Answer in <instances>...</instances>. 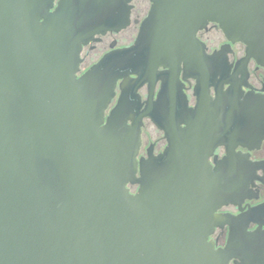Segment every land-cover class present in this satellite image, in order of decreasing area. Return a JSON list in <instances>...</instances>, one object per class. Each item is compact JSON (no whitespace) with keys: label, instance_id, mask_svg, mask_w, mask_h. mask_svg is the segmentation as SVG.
Returning a JSON list of instances; mask_svg holds the SVG:
<instances>
[{"label":"water","instance_id":"obj_1","mask_svg":"<svg viewBox=\"0 0 264 264\" xmlns=\"http://www.w3.org/2000/svg\"><path fill=\"white\" fill-rule=\"evenodd\" d=\"M151 2L135 42L78 76L83 46L129 24L126 0H0V264H251L252 236L216 214L237 204L247 160L227 143L224 166L212 170L203 152L211 66L197 32L217 23L264 67V0ZM182 62L198 79L197 111L176 105ZM160 67L174 72V106L157 110L163 122L152 117L169 144L138 159L150 112L135 104L131 76ZM227 100L231 140L241 110L261 116L264 98ZM179 112L189 128L174 125ZM225 224L231 236L217 249L209 235Z\"/></svg>","mask_w":264,"mask_h":264},{"label":"flooded vegetation","instance_id":"obj_2","mask_svg":"<svg viewBox=\"0 0 264 264\" xmlns=\"http://www.w3.org/2000/svg\"><path fill=\"white\" fill-rule=\"evenodd\" d=\"M126 4L129 8V24L119 31L97 34L95 40L83 46L78 76L86 72L108 52L128 47L135 42L142 22L151 10L152 2L151 0H126ZM197 37L205 44L210 59L213 58V61L210 59L207 61L211 66L207 70L211 72L207 82L210 97L209 112L212 115L207 117V122L205 121L209 134L207 140L203 142V152L212 170L221 169L224 166L223 161L228 156L227 143L233 146L238 157L247 160V163L241 167L244 187L236 196L237 204L222 205L216 214H229L237 219L236 223L240 229H244L252 236L254 258L251 264H264L260 251L264 245V106L261 116L258 115V110L253 111L248 108L241 110L237 125L241 136L235 139H228L226 126L221 124V112L225 110L222 105H225L227 99L238 98L243 104L254 96L264 98V67L254 58H247L246 46L241 42H230L215 22H210L205 28L200 29ZM223 47L225 50L221 51ZM131 78L137 80L136 83H140L136 91L137 97L134 99L135 104L140 112H150L143 118L138 154V159H148L150 153L155 156L164 153L169 144L165 131L155 123L152 116L161 122V116L157 110L161 107L174 106V72L169 68L160 67L155 76L139 78L137 75H132ZM121 83L122 80H119L116 96L109 105L106 116L121 96ZM175 85L178 97L176 105L197 111L201 93L197 87L198 79L190 76L184 62L181 63ZM183 118L182 113L174 117V125L179 129L189 128L188 124L182 122ZM129 188L135 193L139 185L130 184ZM230 236L231 226L225 224L214 229L209 235V241L214 243L217 249L225 248ZM242 263V259L236 257L229 261V264Z\"/></svg>","mask_w":264,"mask_h":264},{"label":"rangeland","instance_id":"obj_3","mask_svg":"<svg viewBox=\"0 0 264 264\" xmlns=\"http://www.w3.org/2000/svg\"><path fill=\"white\" fill-rule=\"evenodd\" d=\"M87 67H88V66H87ZM87 67H86V68H87Z\"/></svg>","mask_w":264,"mask_h":264}]
</instances>
